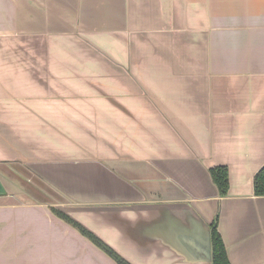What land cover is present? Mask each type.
<instances>
[{"label": "crops", "instance_id": "crops-1", "mask_svg": "<svg viewBox=\"0 0 264 264\" xmlns=\"http://www.w3.org/2000/svg\"><path fill=\"white\" fill-rule=\"evenodd\" d=\"M264 0H0V264H264V36L209 43ZM227 168L220 195L210 169Z\"/></svg>", "mask_w": 264, "mask_h": 264}, {"label": "clouds", "instance_id": "clouds-1", "mask_svg": "<svg viewBox=\"0 0 264 264\" xmlns=\"http://www.w3.org/2000/svg\"><path fill=\"white\" fill-rule=\"evenodd\" d=\"M254 36H264V13L226 12L210 20L209 43L226 60L239 56Z\"/></svg>", "mask_w": 264, "mask_h": 264}, {"label": "trees", "instance_id": "trees-1", "mask_svg": "<svg viewBox=\"0 0 264 264\" xmlns=\"http://www.w3.org/2000/svg\"><path fill=\"white\" fill-rule=\"evenodd\" d=\"M211 177L218 187L220 195L227 193L228 189V172L226 167L216 166L210 169ZM253 187L255 195H264V164L255 173L253 179ZM54 213L63 218L68 223L76 227L84 236L90 239L95 245L101 248L107 255H109L118 264H131L126 261L121 255H119L112 247L107 243L87 230L69 215L63 211L53 208ZM210 242H211V260L212 264H231L227 255L222 238L217 230V219L210 225Z\"/></svg>", "mask_w": 264, "mask_h": 264}, {"label": "water", "instance_id": "water-1", "mask_svg": "<svg viewBox=\"0 0 264 264\" xmlns=\"http://www.w3.org/2000/svg\"><path fill=\"white\" fill-rule=\"evenodd\" d=\"M5 193H6V189H5L3 183H2L1 180H0V195H1V194H5Z\"/></svg>", "mask_w": 264, "mask_h": 264}]
</instances>
